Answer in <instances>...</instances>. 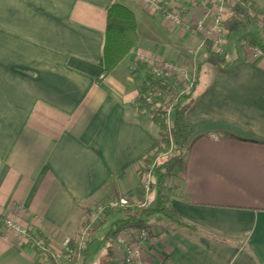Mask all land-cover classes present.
Returning a JSON list of instances; mask_svg holds the SVG:
<instances>
[{"label": "crops", "instance_id": "0c3cea01", "mask_svg": "<svg viewBox=\"0 0 264 264\" xmlns=\"http://www.w3.org/2000/svg\"><path fill=\"white\" fill-rule=\"evenodd\" d=\"M160 1L184 5L189 22L202 15L187 1ZM238 1L243 11L245 0ZM247 1L264 11V0ZM114 3L134 11L139 39L98 83ZM144 3L0 0V210L21 207L22 221L38 223L59 246L103 200L139 198L140 161L159 143L151 114L137 107L141 81L131 64L141 53L197 76L185 98L195 100L188 112L194 133L173 177L182 196L171 202L194 228L165 217L151 224L159 241L144 252L145 264H264V56L239 47L264 41V29L254 21L243 32L242 22L231 20L222 56L203 36ZM234 29L239 37L231 42ZM230 45L231 63L213 60L227 56ZM204 66L210 75L201 83ZM152 195L147 205L156 202ZM116 215L112 224L122 217ZM90 257L91 241L84 264ZM36 262L33 248L0 235V264Z\"/></svg>", "mask_w": 264, "mask_h": 264}, {"label": "trees", "instance_id": "16d2710c", "mask_svg": "<svg viewBox=\"0 0 264 264\" xmlns=\"http://www.w3.org/2000/svg\"><path fill=\"white\" fill-rule=\"evenodd\" d=\"M228 2L231 0H227ZM244 17L254 19L257 23L258 7L254 3L247 0L244 1ZM139 39L137 18L133 10L121 4L114 3L108 11V24L106 30V40L104 46V69L101 76L97 79L100 83L105 77L110 75L112 71L130 54L131 50L136 46ZM243 40V39H242ZM252 47L259 46L264 50V41L259 39L250 40ZM220 54V53H219ZM224 54H222L223 56ZM134 73V72H133ZM140 82L139 91L140 98L138 101L143 103V95L153 89H163L164 92L170 89L175 80L158 78L150 72L148 63L137 62L135 73ZM195 100L190 99L188 102L175 108L173 124L168 128L166 123V114L156 107H149V113L153 121L158 126L159 143L156 150L150 151L140 161L141 172L149 170L150 166L156 161L152 170L153 179L151 184V192L157 188V198L154 206L146 205V191L141 185V175L137 184L139 202L131 203L124 207H106L103 216L118 212L122 217L113 222L110 231L107 234L112 238L116 237L119 232L129 227H150L146 223V218L150 215L160 214L171 222L186 228H194L172 207L171 202L175 197L182 196V187L173 181L175 176V168L183 159L186 147L189 145L193 133L194 125L188 120V112L192 108ZM146 104L140 106L145 107ZM165 153V155H160ZM155 175L157 179H155ZM172 180V181H171ZM171 181V184L168 182ZM108 199L102 203H107ZM103 220L92 221L89 215L80 224L79 231L69 237V242L64 250L62 259H54L49 257L46 264H71L77 256L78 240L84 231L87 232V247L81 251V264H84L89 255L90 233L93 226H100ZM83 230V231H82ZM82 231V232H81ZM42 234V233H41ZM44 235V234H42ZM111 238V239H112ZM76 252L75 254H73ZM69 255L71 261L65 259ZM102 264H114V252L112 246L108 248L107 253L102 257ZM35 264H42L36 262Z\"/></svg>", "mask_w": 264, "mask_h": 264}, {"label": "built area", "instance_id": "2783aa9c", "mask_svg": "<svg viewBox=\"0 0 264 264\" xmlns=\"http://www.w3.org/2000/svg\"><path fill=\"white\" fill-rule=\"evenodd\" d=\"M193 6L201 7L202 15L194 22H189L186 18L187 8L169 7L163 4L160 0H145V2L155 10L164 11L166 17L178 27H185L193 32L203 36L215 51L223 52L224 47L228 42L229 30L226 27V22L235 15L234 6L236 0H183ZM257 24L264 29V11L258 13ZM253 52L258 56H264V50L256 46ZM142 60L148 63L150 72L158 78L174 79L173 86L164 92L163 89H153L143 95V103L145 107H141L143 112L149 113V107H156L162 110L168 116V121H171L170 127L173 124V114L178 106V101L181 95H190L194 91L197 76L170 60L162 59L150 55L138 53L136 62ZM138 101V107L143 105ZM153 172H148L141 183L142 188L146 191V197L150 194V186L152 184ZM129 204L128 200L122 198L119 202H109L106 206L92 208L90 218L92 221H97L100 215L103 214L106 207L116 208L124 207ZM21 207L15 206L9 212L0 210V235L6 238L16 240L20 246L24 248H33L38 254V262L46 264L49 257L54 259H62L65 247L69 242V237L61 241V245L57 246L54 241L45 235H42L41 227L38 223H24L21 217ZM160 230L153 226L150 227H129L122 230L116 237L112 238V249L114 252V264H145L143 255L150 246L159 241ZM87 232L84 231L78 240L77 256L71 264H81V251L87 247ZM74 252L73 254H75ZM65 259L71 261L69 255Z\"/></svg>", "mask_w": 264, "mask_h": 264}, {"label": "rangeland", "instance_id": "374dc122", "mask_svg": "<svg viewBox=\"0 0 264 264\" xmlns=\"http://www.w3.org/2000/svg\"><path fill=\"white\" fill-rule=\"evenodd\" d=\"M237 1V4H235V6H234V10H235V15H233L232 17H230V19L226 22V27H227V29L229 30V23L231 22V20H233L234 19V21H236V22H242V26H244V31L243 32H248V33H250V30L252 29V25H253V23H254V19H245L244 20V10L243 11H240V6L238 5V3H239V1L238 0H236ZM145 5H147V3H144ZM239 6V7H238ZM243 19V20H242ZM246 20H247V22H246ZM241 24V23H240ZM250 25H251V27H250ZM248 27H249V30H248ZM257 28H258V25H257ZM233 32V35H232V38H231V42H235L236 40H237V38L239 37V35H238V33L235 31V29L232 31ZM248 35V34H247ZM229 37H231V32L228 34V38ZM246 38V36H243L241 39H245ZM204 39V38H203ZM205 40V39H204ZM206 42V44H208V45H210V47H211V49L213 50V51H215V49L211 46V44L207 41V40H205ZM241 41H243V40H241ZM239 47L242 49V48H244V47H250L251 49H252V46L250 45V42H246L244 45H239ZM230 48H231V50H230V52H229V54L227 55V56H225V57H220V56H217V55H214V56H212L213 57V60H216V61H218V62H221V63H224V64H226V63H231L232 61H231V59H232V57L233 56H235V52H233L232 50H233V45H230ZM249 48V49H250ZM226 49H227V45L224 47V50H223V52L221 51V52H219L220 54L219 55H222V54H224V53H226ZM132 51V50H131ZM135 58H136V55H135V57L133 58V61H132V64H131V70H132V72H134L135 73V71H136V67H137V62H144V61H142V60H140L139 59V61H137L136 62V60H135ZM236 58V57H235ZM174 62V61H173ZM145 63V62H144ZM175 63H177V62H175ZM177 64H179L181 67H182V69L184 70V69H187V70H189L190 72H192V73H196V71L193 69V70H191V69H189L187 66H184L183 64H180V63H177ZM206 67L207 66H204L203 67V69H202V72H201V83H203L205 80H206V78L208 77L209 78V73H208V71L206 70ZM191 95V94H190ZM190 95H181V97L179 98V101L177 102L178 103V106L179 105H182V104H184V103H186V102H188L189 100L188 99H185V98H187V97H189ZM184 99V100H183ZM184 102V103H183ZM137 105H139L138 103H137ZM138 107V106H137ZM139 108V107H138ZM139 110H141V108H139ZM138 110V111H139ZM174 112H175V110H174ZM166 114V113H165ZM166 123H167V126H168V128H171L170 127V124H171V121H168V116H167V114H166ZM186 150H184V152H185ZM161 156L162 155H165V153H161L160 154ZM155 164H156V161L150 166V168H149V170L148 171H146V172H141L142 170H141V168H140V166H139V168H138V176H140L141 175V183H142V181H143V178H145V176L147 175V173L148 172H152V170H153V168H154V166H155ZM153 175V174H152ZM155 179H157V177H156V175H155ZM173 180V179H172ZM171 180V181H172ZM171 181H169L168 183L169 184H171ZM177 183H178V181H177ZM179 184V183H178ZM157 188L158 187H156L153 191H152V193H153V197L154 196H156L157 195ZM150 189H151V186H150ZM151 192V191H150ZM148 197V196H147ZM122 199V198H121ZM121 199H114V200H111V201H113V202H119ZM147 199V198H146ZM128 202H129V204L128 205H130L131 203H135V202H139V198L137 199V200H135V201H130V200H128ZM146 203H147V200H146ZM145 203V204H146ZM156 203V202H155ZM155 203L154 202H152V201H148V205L149 206H154L155 205ZM104 205V203H100V204H98V205H96L95 207H93V208H97V207H99V206H103ZM147 205V204H146ZM104 206H106V205H104ZM118 207H120V206H118ZM104 214V213H103ZM103 214L102 215H100L99 216V218L97 219V220H100V219H102V217H103ZM117 214V212H113L112 214H110L109 216H108V218H107V220L105 221V222H103L100 226H98V227H94L92 230H91V233H90V235H91V237H90V241H91V257L89 258V260H88V262H87V264H96L100 259H101V255L102 254H104V253H106L107 252V249H108V246L110 245V242H109V240H108V238H107V234H108V232L110 231V229H111V227H112V219H113V217L114 216H117L116 215ZM89 217H90V213H89ZM162 219H164V216H162V215H160V214H154V215H150V216H148L147 218H146V223L147 224H149V225H151V224H153L154 222H159L160 220H162ZM83 231V230H82ZM81 231V232H82Z\"/></svg>", "mask_w": 264, "mask_h": 264}]
</instances>
